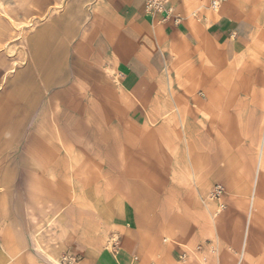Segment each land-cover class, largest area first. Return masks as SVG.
<instances>
[{
    "label": "crops",
    "instance_id": "crops-1",
    "mask_svg": "<svg viewBox=\"0 0 264 264\" xmlns=\"http://www.w3.org/2000/svg\"><path fill=\"white\" fill-rule=\"evenodd\" d=\"M147 1L67 0L28 37L34 79L18 103L55 116L31 135L40 142L33 163L7 166L38 180L36 193L16 192L15 181L0 191V264H18L20 253L23 264H53L31 250L41 233L55 258L64 252L74 264H199L187 254L181 262L185 250L174 241L192 249L207 239L219 244L213 264L237 263L223 247L228 232H205L198 195L221 184L255 189L250 141L264 135V0H227L217 11L211 0H168L162 12L147 11ZM67 109L81 116L64 118ZM161 159L176 165L175 174L163 169L165 180L153 168ZM145 184L183 188L172 211L197 224L144 211L133 190ZM50 219L54 232H38ZM114 234L117 245H106Z\"/></svg>",
    "mask_w": 264,
    "mask_h": 264
},
{
    "label": "rangeland",
    "instance_id": "rangeland-1",
    "mask_svg": "<svg viewBox=\"0 0 264 264\" xmlns=\"http://www.w3.org/2000/svg\"><path fill=\"white\" fill-rule=\"evenodd\" d=\"M66 2L67 0H0V191L7 185L8 181L16 182L18 187L16 192L23 191L25 188L29 192L36 193L37 191V172L13 171L8 173L6 169L8 165L22 168L25 164L33 163L36 158L34 154L38 153L40 142L33 140L31 135L38 129L41 118L44 122L54 120V109L44 110L39 105L36 108L24 109L21 106L22 103L20 104L18 101L21 102L23 99L21 96L25 86L26 89L32 90L30 83L33 85L32 80L34 79L27 74L30 61L28 37L41 23L62 12ZM55 96L54 90V92L47 93L45 99L52 101L55 100ZM64 111L63 117L68 118L73 110ZM73 112L76 116H81L82 110L78 109ZM252 142L250 141V148L252 152H256L258 158L253 173L255 189H243L238 192L221 184L208 190L206 194L198 195L201 213H204L201 214V223L206 226L205 232H215L216 226H218L219 232H228L227 243L223 247L230 250L237 258L236 264H264V188H262L264 185V135L254 147H252ZM182 161L181 156L176 158L177 163L182 164ZM146 168L148 169L147 166ZM153 168H158L157 173L160 174L159 178L162 180H165L163 169H172V174L176 173V165H173L169 160L161 159L158 167ZM145 171L148 172V170ZM62 176L65 177V174H61V178ZM150 176L151 173L148 172L147 182L152 181ZM218 186L223 188L221 194L213 196L212 192L215 193ZM133 193L141 200V207L144 211L158 209L160 213L164 214H167L169 210L172 211V204L178 203L186 195L183 188L177 184L157 187L145 184L133 190ZM229 199H235L237 204L232 206L228 203ZM242 200H246L248 204L242 206ZM236 211H238L237 214ZM172 213V219L175 223L184 228L197 224L194 219L187 217V211L184 212L185 215L183 214V216H179L175 211ZM223 216L226 217V220L220 223ZM51 222V219L39 221L37 223L38 232H54V226ZM113 239L117 241L118 235L114 234V238L112 235L106 245L112 246ZM36 240V247L31 250L38 258L42 255L53 264H74V259H70L64 252L60 253L58 258L54 257L52 251L55 245L48 233H41L36 237ZM174 243L176 247L185 250L182 255L187 254V258H193L195 255L199 257L203 251L206 257L205 259L201 258V261L204 264H213V258H217L219 252V244H216L212 239H207L197 245L194 243L195 248L191 247L192 249L186 244H180L177 241ZM247 246H250L251 251L248 263L246 262ZM237 247L239 250L236 252L234 249ZM0 250H2L1 239ZM22 255V253L17 255L18 257L14 259L17 260L16 263L23 264ZM185 258L186 256L180 261L184 262ZM2 259L5 261V257ZM40 259L44 260L42 257Z\"/></svg>",
    "mask_w": 264,
    "mask_h": 264
},
{
    "label": "built area",
    "instance_id": "built-area-1",
    "mask_svg": "<svg viewBox=\"0 0 264 264\" xmlns=\"http://www.w3.org/2000/svg\"><path fill=\"white\" fill-rule=\"evenodd\" d=\"M227 0H211L210 3V7L212 10L217 11L219 10V8L226 2ZM168 0H148L146 3V10L149 12H162L163 10H165V6L167 4ZM168 15L171 16L172 15V9L168 8ZM219 188H216V192H215V196L220 195L221 191L218 190ZM117 241L115 239H113L112 241V246H116ZM194 253V252H192ZM195 255V253H194ZM186 256V255H184ZM195 257L197 258V260L199 261L200 264H204L203 261H201V259H199V257L197 255H195Z\"/></svg>",
    "mask_w": 264,
    "mask_h": 264
},
{
    "label": "bare ground",
    "instance_id": "bare-ground-1",
    "mask_svg": "<svg viewBox=\"0 0 264 264\" xmlns=\"http://www.w3.org/2000/svg\"><path fill=\"white\" fill-rule=\"evenodd\" d=\"M217 188H219L218 190H222L223 188L221 187V186H218ZM213 193V196H215V193L214 192H212ZM222 207H224V205L222 204Z\"/></svg>",
    "mask_w": 264,
    "mask_h": 264
}]
</instances>
